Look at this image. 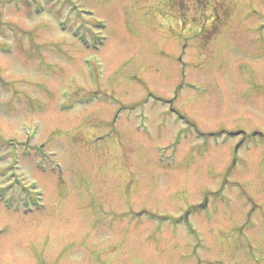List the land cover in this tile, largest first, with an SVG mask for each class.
<instances>
[{"label": "rangeland", "instance_id": "rangeland-1", "mask_svg": "<svg viewBox=\"0 0 264 264\" xmlns=\"http://www.w3.org/2000/svg\"><path fill=\"white\" fill-rule=\"evenodd\" d=\"M0 184V264H264V0H0Z\"/></svg>", "mask_w": 264, "mask_h": 264}, {"label": "bare ground", "instance_id": "bare-ground-1", "mask_svg": "<svg viewBox=\"0 0 264 264\" xmlns=\"http://www.w3.org/2000/svg\"><path fill=\"white\" fill-rule=\"evenodd\" d=\"M47 208H48V206H47ZM2 235H0V237H1Z\"/></svg>", "mask_w": 264, "mask_h": 264}]
</instances>
